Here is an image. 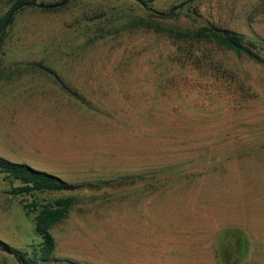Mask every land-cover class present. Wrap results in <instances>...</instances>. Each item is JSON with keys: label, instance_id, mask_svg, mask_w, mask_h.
I'll use <instances>...</instances> for the list:
<instances>
[{"label": "rangeland", "instance_id": "obj_1", "mask_svg": "<svg viewBox=\"0 0 264 264\" xmlns=\"http://www.w3.org/2000/svg\"><path fill=\"white\" fill-rule=\"evenodd\" d=\"M62 1L4 27L0 156L81 188L15 195L0 173L12 245L32 257L41 242L24 206L73 198L47 264H264V0L41 7ZM206 27L262 61L167 33Z\"/></svg>", "mask_w": 264, "mask_h": 264}, {"label": "trees", "instance_id": "obj_2", "mask_svg": "<svg viewBox=\"0 0 264 264\" xmlns=\"http://www.w3.org/2000/svg\"><path fill=\"white\" fill-rule=\"evenodd\" d=\"M141 4L148 10L149 3L146 0H139ZM36 0H17L7 15L0 20V39L5 36L4 27L10 14L18 7H34ZM46 11H54L56 7H44ZM164 16L163 14H159ZM14 18L11 19L13 23ZM167 33L171 37H176L181 41H197L207 42L216 45L220 48H225L239 55H247L251 59L261 62V58L247 49L244 45V36L231 31H221L216 28H203L194 32L176 31L168 29ZM0 173L4 174L11 183L18 182L19 186L13 188L15 195H34L43 193H65L74 192L81 187L74 185L57 175L46 171L38 170L26 163L12 162L0 156ZM73 198H59L53 201L52 204L44 206L42 210L35 208L29 209V206H24L26 214L33 216L35 223V232L41 239L36 251L31 257L28 252H22L11 248L7 243L0 240V250L10 251L17 259L19 264H47L52 261L56 250V241L52 234V229L67 219L70 210L73 206Z\"/></svg>", "mask_w": 264, "mask_h": 264}, {"label": "crops", "instance_id": "obj_3", "mask_svg": "<svg viewBox=\"0 0 264 264\" xmlns=\"http://www.w3.org/2000/svg\"><path fill=\"white\" fill-rule=\"evenodd\" d=\"M26 216L30 217L27 214H26ZM32 221H33V219H32ZM33 223H34V221H33ZM14 226H15L14 221L5 220V222L4 221L0 222V240L7 243L9 246L13 247L14 249L19 250L12 245V240L16 241L18 243H21L18 241L19 239L15 236V234L13 232ZM34 228H35V223H34ZM22 245H24V244H22ZM22 245L20 244V246H22ZM0 264H19V262L17 261L16 258H14L13 255L6 256V255H2L0 253Z\"/></svg>", "mask_w": 264, "mask_h": 264}, {"label": "water", "instance_id": "obj_4", "mask_svg": "<svg viewBox=\"0 0 264 264\" xmlns=\"http://www.w3.org/2000/svg\"><path fill=\"white\" fill-rule=\"evenodd\" d=\"M191 1H193V0H191ZM69 2H70V0H63L62 2H60V3L56 4V5H50V6H46V5H44V7H53V8L56 7V8H60V7L65 6V5L68 4ZM18 9H19V7L16 8V9L10 14V16H9L7 22H6L5 27H7L8 23H10V21H11V19L13 18L15 12H16ZM158 14H162V13L158 12ZM7 252H8L9 254H12L10 251H7Z\"/></svg>", "mask_w": 264, "mask_h": 264}]
</instances>
